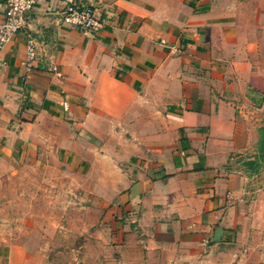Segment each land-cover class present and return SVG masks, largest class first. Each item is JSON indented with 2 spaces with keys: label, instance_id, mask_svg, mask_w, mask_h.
<instances>
[{
  "label": "crops",
  "instance_id": "0c3cea01",
  "mask_svg": "<svg viewBox=\"0 0 264 264\" xmlns=\"http://www.w3.org/2000/svg\"><path fill=\"white\" fill-rule=\"evenodd\" d=\"M53 7L0 50L1 152L80 184L117 264H264V0H102L96 35Z\"/></svg>",
  "mask_w": 264,
  "mask_h": 264
},
{
  "label": "rangeland",
  "instance_id": "374dc122",
  "mask_svg": "<svg viewBox=\"0 0 264 264\" xmlns=\"http://www.w3.org/2000/svg\"><path fill=\"white\" fill-rule=\"evenodd\" d=\"M2 146L0 258L14 251L18 259L21 251L28 264H117L121 256L100 236L82 186L52 163L34 168L18 149L5 154Z\"/></svg>",
  "mask_w": 264,
  "mask_h": 264
},
{
  "label": "built area",
  "instance_id": "2783aa9c",
  "mask_svg": "<svg viewBox=\"0 0 264 264\" xmlns=\"http://www.w3.org/2000/svg\"><path fill=\"white\" fill-rule=\"evenodd\" d=\"M55 7L50 11L58 17V23L68 29L91 35L98 34L104 26L100 10L102 0H49ZM39 0H5L3 17L0 19V50L18 32L26 29L28 14ZM35 40L27 39V64L35 59Z\"/></svg>",
  "mask_w": 264,
  "mask_h": 264
}]
</instances>
